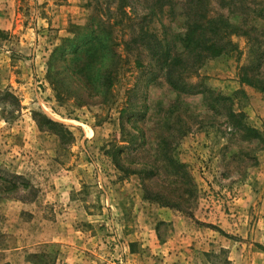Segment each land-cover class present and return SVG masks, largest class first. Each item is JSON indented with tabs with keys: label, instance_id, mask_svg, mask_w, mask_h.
I'll list each match as a JSON object with an SVG mask.
<instances>
[{
	"label": "rangeland",
	"instance_id": "obj_1",
	"mask_svg": "<svg viewBox=\"0 0 264 264\" xmlns=\"http://www.w3.org/2000/svg\"><path fill=\"white\" fill-rule=\"evenodd\" d=\"M0 8V264H264V0ZM189 38L181 94L149 45Z\"/></svg>",
	"mask_w": 264,
	"mask_h": 264
},
{
	"label": "trees",
	"instance_id": "obj_2",
	"mask_svg": "<svg viewBox=\"0 0 264 264\" xmlns=\"http://www.w3.org/2000/svg\"><path fill=\"white\" fill-rule=\"evenodd\" d=\"M193 7H195V5H193ZM211 23H214L216 25L220 24L222 21L221 19H215V20H211ZM197 28V24H195L192 27V32H194ZM209 31L214 35H218L221 32V29H217L215 28H210L209 27ZM239 31V29L237 28V26H231L228 23L225 24V37H229L231 34H237ZM146 34H143L142 38H145ZM156 39V38H155ZM154 39V43L152 45H149L151 54L154 57H157L158 55H161L160 60L161 61H165V62H161L159 64V67L161 69L162 72L165 73L166 78L169 80L170 84L179 91V93L181 94H185L187 92H191V89H193L192 86H188L185 83V80L182 78L181 75H178L177 77L175 76L177 71H185L187 69H189V60L190 57H198L201 55V53L205 52L206 50L210 51L213 55H218L221 54V51L219 50L220 48L217 47L216 45H212L211 48L208 49H204L205 45H206V41L199 39V40H194L193 38H189V40L187 41V46L184 47V52H179L177 54H175V56H171V53H169L168 51H166L165 54H163V50L161 51V47L160 44L157 43V41ZM110 40H103V39H98V37H96L95 39L91 38L90 41L85 42L86 46V52H94V53H104L105 51H108V49L110 51H108L110 54H113L112 49L109 47ZM81 46H77L74 50V53H76L81 47ZM228 44L225 45V49L227 47ZM192 46V47H191ZM187 53V54H186ZM114 55V54H113ZM183 57V58H181ZM188 58V59H186ZM50 64V63H49ZM115 68V64H113L110 67V72L109 71H105L103 74H99L100 77V81L104 84H107L110 82V78H111V71H113V69ZM165 69V70H164ZM94 79V78H93ZM179 84H182L181 86H179ZM52 85L55 89V92L57 94V97H59L58 99L63 97V92L61 89L60 84L57 82H52ZM123 116V115H122ZM124 118L126 116H123ZM53 123V122H52Z\"/></svg>",
	"mask_w": 264,
	"mask_h": 264
},
{
	"label": "crops",
	"instance_id": "obj_3",
	"mask_svg": "<svg viewBox=\"0 0 264 264\" xmlns=\"http://www.w3.org/2000/svg\"><path fill=\"white\" fill-rule=\"evenodd\" d=\"M1 9V8H0ZM1 11V10H0ZM1 14H3V12H1ZM1 16V15H0ZM2 21H1V18H0V23H1ZM0 29H4V28H2L1 27V24H0ZM263 173H264V170H263ZM260 181H264V174H263V176H262V178H258ZM262 183H264V182H262ZM259 202L260 203H263V205H264V199H262V198H259ZM258 201H256L255 203H259ZM74 201H72L71 199H70V195L68 194V197H67V210H70L69 208H72V207H74ZM264 209V207H262V205H259V207H258V210H260V212L259 213H261V214H263L264 215V212H261V210L262 209ZM65 211H66V208H65ZM261 220H263L262 218H260ZM262 249V248H261ZM260 249V250H261ZM262 252H264V251H262ZM258 255V254H257ZM246 263H247V261H246ZM237 264H239V262H237ZM242 264V263H241ZM249 264V263H248ZM252 264H256V263H252Z\"/></svg>",
	"mask_w": 264,
	"mask_h": 264
}]
</instances>
